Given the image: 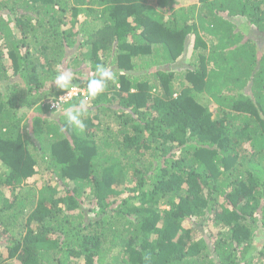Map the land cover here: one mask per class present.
<instances>
[{
    "label": "trees",
    "instance_id": "16d2710c",
    "mask_svg": "<svg viewBox=\"0 0 264 264\" xmlns=\"http://www.w3.org/2000/svg\"><path fill=\"white\" fill-rule=\"evenodd\" d=\"M251 31L264 0H0V264H264ZM98 64L116 81L79 132L64 111ZM58 67L85 94L51 108Z\"/></svg>",
    "mask_w": 264,
    "mask_h": 264
},
{
    "label": "clouds",
    "instance_id": "9594fccd",
    "mask_svg": "<svg viewBox=\"0 0 264 264\" xmlns=\"http://www.w3.org/2000/svg\"><path fill=\"white\" fill-rule=\"evenodd\" d=\"M73 80L74 74L72 71L64 70L62 67H58L57 74L51 83H53L58 89L67 90V94L65 95L67 96L69 95L70 89L73 87ZM109 81L115 83L116 78L114 73L107 67L98 64L95 69V74L87 81V93L85 99L80 100L78 104L72 105L64 111V118L68 126L78 130L79 132L85 131L86 124L84 122V118L88 114L87 101L100 96L106 90ZM80 90L82 91V89ZM64 94H60L59 98H61ZM59 98L56 99L58 100ZM46 103L49 104L51 108H55L51 106V102L48 103L46 101Z\"/></svg>",
    "mask_w": 264,
    "mask_h": 264
},
{
    "label": "rangeland",
    "instance_id": "374dc122",
    "mask_svg": "<svg viewBox=\"0 0 264 264\" xmlns=\"http://www.w3.org/2000/svg\"><path fill=\"white\" fill-rule=\"evenodd\" d=\"M178 1H180V0H178ZM148 2L153 4V5H157L158 0H148ZM181 2H182V4H187V3L188 4H197V0H181ZM180 5L181 4H179V5L174 4V6H176V7H179ZM249 34H250V37L257 38L259 40V42H261L260 43L261 44V48L264 49V40L261 39V36L255 31H251ZM77 53H78V47L73 46V47H67L66 48V50L64 51V54L66 56V58L64 60V65H63L64 68H66V66L70 62L69 60H70V58H72L71 56H73V55L75 56ZM189 57H190V53L187 55V59H186V61H184L183 66H187L188 61H189ZM72 68L75 69L76 67H72ZM49 100H51V101H49ZM46 101L48 103H50V102H53V101H56V100L54 98H49V99H46ZM49 177H50V175L40 176L39 177V182L40 183L45 182V180L48 179ZM3 191H4V193L6 195H9L11 193V189L7 185H3ZM199 226H200V228L197 230L196 234H199L200 236H203V234H206V233L210 232L211 229H212V231L215 234L217 232V229H218L217 227H214V226H208V225H203L202 226V224L201 225L199 224ZM261 234H262V236H259V237L255 238V246H257V245L260 246L262 244V242H264V239H262V238H264V232H262ZM259 248L260 247L257 246V249L255 250V252H257ZM83 262L84 261H82L81 264H83Z\"/></svg>",
    "mask_w": 264,
    "mask_h": 264
},
{
    "label": "built area",
    "instance_id": "2783aa9c",
    "mask_svg": "<svg viewBox=\"0 0 264 264\" xmlns=\"http://www.w3.org/2000/svg\"><path fill=\"white\" fill-rule=\"evenodd\" d=\"M80 92L83 93V94H85V91H84V90L81 91V90H80L79 88H77V87H72V88L70 89L69 95L65 96V95L67 94V92H66L63 96H61V98H59V99L56 100V101L51 102V106H52V107H57V106H58V103H59V105H60V103H61L62 101H64V100H70V99L73 98L74 96L78 95Z\"/></svg>",
    "mask_w": 264,
    "mask_h": 264
}]
</instances>
